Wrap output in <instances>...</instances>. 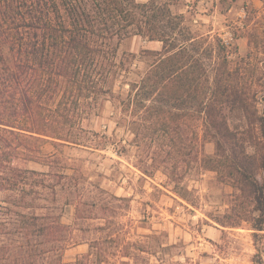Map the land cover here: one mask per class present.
<instances>
[{"label": "trees", "instance_id": "16d2710c", "mask_svg": "<svg viewBox=\"0 0 264 264\" xmlns=\"http://www.w3.org/2000/svg\"><path fill=\"white\" fill-rule=\"evenodd\" d=\"M182 17L167 0H0V195L10 197L0 203L7 210L0 209V264H65L69 228L53 203L82 175L66 172L76 169L71 158L42 148L47 141L57 150L89 146L82 121L105 95L117 99L121 114L130 113L136 135L162 133L161 151L148 156L145 173L159 165L178 179L196 163L238 189L234 211L216 221L225 227L250 222L262 258L264 151L249 150L253 136L233 115L258 124L264 143V84L257 86L250 52L231 59L221 36L196 34ZM240 29L251 49L258 48L257 31ZM135 36L161 47L121 50ZM210 141L214 154L204 150ZM89 256L69 264L98 261Z\"/></svg>", "mask_w": 264, "mask_h": 264}, {"label": "rangeland", "instance_id": "374dc122", "mask_svg": "<svg viewBox=\"0 0 264 264\" xmlns=\"http://www.w3.org/2000/svg\"><path fill=\"white\" fill-rule=\"evenodd\" d=\"M173 12L183 14V26L196 34H215L230 44V58L252 54L256 65L258 88L264 84V10L261 0H167ZM240 28L256 30L258 48L251 49L248 37ZM253 46V45H252ZM161 43L140 36L131 38L121 50L139 52L159 49ZM140 66H144L139 62ZM119 82L115 91L119 89ZM127 86L125 87V89ZM123 91V90H122ZM259 94V98L261 97ZM258 109L263 110L259 99ZM117 99L105 95L97 111L82 121L80 131L86 145L64 144L57 150L47 141L44 153H62L76 169L69 174L81 176L71 181L68 192L62 191L53 203L61 221L69 228L64 262L69 264L85 254L95 264H258L250 222L225 227L216 218L234 211L238 189L222 181L216 171L193 163L181 169L182 178L173 179L162 166L147 168L145 161L153 151L160 152L164 137L160 131L129 129L130 113L121 114ZM246 136L253 142L249 150L264 151L258 124L243 118ZM87 129V130H86ZM214 154L215 143L204 146ZM159 160V159H158ZM30 168L46 171L48 167L28 162ZM82 188V195L79 193ZM69 195V196H68ZM9 196L0 195V203ZM1 213L7 210L0 208ZM46 209H37L38 213ZM79 212V213H78ZM81 216V217H79ZM96 242V243H95ZM97 245V248L91 247ZM264 249V245H260ZM99 252L103 254L97 256ZM98 258V259H97Z\"/></svg>", "mask_w": 264, "mask_h": 264}, {"label": "crops", "instance_id": "0c3cea01", "mask_svg": "<svg viewBox=\"0 0 264 264\" xmlns=\"http://www.w3.org/2000/svg\"><path fill=\"white\" fill-rule=\"evenodd\" d=\"M138 1H140V2H145V1H148V0H138Z\"/></svg>", "mask_w": 264, "mask_h": 264}]
</instances>
